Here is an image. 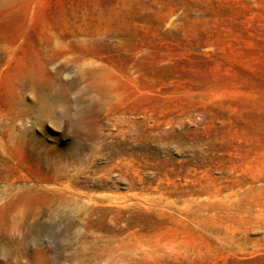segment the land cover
<instances>
[{"label":"rangeland","instance_id":"obj_1","mask_svg":"<svg viewBox=\"0 0 264 264\" xmlns=\"http://www.w3.org/2000/svg\"><path fill=\"white\" fill-rule=\"evenodd\" d=\"M35 259L264 264V0H0V264Z\"/></svg>","mask_w":264,"mask_h":264},{"label":"bare ground","instance_id":"obj_2","mask_svg":"<svg viewBox=\"0 0 264 264\" xmlns=\"http://www.w3.org/2000/svg\"><path fill=\"white\" fill-rule=\"evenodd\" d=\"M8 253V252H7ZM37 259V258H36ZM36 259L34 260L33 264H37Z\"/></svg>","mask_w":264,"mask_h":264}]
</instances>
